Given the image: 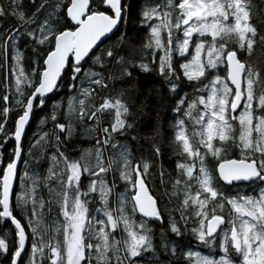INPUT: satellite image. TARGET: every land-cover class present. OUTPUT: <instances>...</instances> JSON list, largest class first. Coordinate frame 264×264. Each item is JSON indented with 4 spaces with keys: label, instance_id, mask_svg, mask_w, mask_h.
<instances>
[{
    "label": "snow or ice",
    "instance_id": "snow-or-ice-1",
    "mask_svg": "<svg viewBox=\"0 0 264 264\" xmlns=\"http://www.w3.org/2000/svg\"><path fill=\"white\" fill-rule=\"evenodd\" d=\"M167 7L170 11L161 13L159 5L144 0L133 16L126 0H13L9 11L0 5V17H14L11 26H0V229L6 234L0 237V264H45V259L48 264H176L183 229L193 220L196 239L209 246L222 239L223 252L219 259L196 252L195 264H235L230 250L240 264H264V90L256 97L253 87L257 79L264 86V69H254L246 59L254 46L264 51V24L258 32L250 23L245 0H168ZM173 29L183 37L175 49ZM233 34L237 46L229 47ZM174 51L189 56L187 62L174 65ZM221 65L223 76L213 71ZM206 72L212 74L201 83ZM182 80L196 93L191 100L182 95L184 88L177 83ZM149 104L153 158L168 147L165 127L155 122L163 115L156 110L164 109V125L173 122L171 147L177 155L198 160L195 177V164H177L171 192L152 187L155 159L133 157L121 143L136 140L129 135L134 108ZM113 111L114 119L105 123ZM37 118L40 124L51 120L52 129L27 145ZM186 120L199 130L190 133ZM78 128L94 141L95 164L91 151L80 158L71 154L80 139ZM49 132L52 166L42 175L29 166L37 162L33 148L40 145L39 155L47 148L49 141H41ZM234 148L238 158H222ZM105 149L114 153L107 164ZM209 156L222 161L214 170L205 164ZM164 176L161 169V183ZM118 182L124 192L110 203ZM239 182L257 184L260 190L255 196L225 194L223 185L239 188ZM42 188L48 189L49 199ZM181 190L183 198L174 209L178 217L166 215L164 198L171 200ZM93 200L98 216L89 214ZM225 203L230 205L227 217L217 211ZM53 207L56 228L50 234L45 216ZM152 225L161 229L158 244Z\"/></svg>",
    "mask_w": 264,
    "mask_h": 264
},
{
    "label": "trees",
    "instance_id": "trees-1",
    "mask_svg": "<svg viewBox=\"0 0 264 264\" xmlns=\"http://www.w3.org/2000/svg\"><path fill=\"white\" fill-rule=\"evenodd\" d=\"M127 5H130V11L132 12V15L135 16V14L141 10V7L144 5V0H126ZM13 3V0H0V5L4 6L6 11H9V5ZM24 4L28 3V0H23ZM150 3L155 6L159 5V10L161 13L170 11V9L167 7L168 0H150ZM245 3L249 4V8L251 10L250 15V23L257 26L258 32L260 31V25L264 24V0H245ZM175 16V13H173V18ZM14 20V17L11 15H7L4 17H0V26L8 27L11 26V22ZM234 21L231 19L229 20V24H232ZM132 27H136L135 21L133 20ZM147 33L142 35V39L147 38ZM167 36V30L162 31V38L166 40ZM197 38V37H196ZM183 37L180 32H177L175 29H173V47L175 49V46L177 44L178 40H182ZM236 37L235 34H233L231 37L228 38V46L229 47H236ZM207 49V46H206ZM192 49L189 51V54L191 53ZM177 52L174 51L173 56H175ZM159 55V53H158ZM241 55H245L241 53ZM189 59V56L181 57L175 56L173 58V63L175 65L176 61L179 60L181 63L187 62ZM250 62H252V66L256 70L264 69V51H261L259 49V46H254L252 56L247 57ZM182 72V69L180 70ZM155 80L159 81L162 79L161 76H159L156 73H152ZM210 75V72H206V76L201 79V83H203L204 80H206ZM262 75H264V72H262ZM122 82L117 81V86L119 87ZM178 84L183 86L184 93L182 95H187L188 99L191 100L196 95L194 89L187 84L186 82L178 81ZM254 96L258 97L262 90H264V86L261 85L260 81L257 79L254 82ZM179 90V89H177ZM0 94H2V89H0ZM115 95V93H113ZM101 102L100 97H96V103L99 104ZM12 101L11 98L9 100V105H11ZM255 108V104H254ZM135 111V124L133 128L130 130L129 135L135 136L136 140H128V141H121V143H126L128 150L132 153L133 157H140L147 159L150 163L153 159H155V163L152 164V168L150 171L153 173V180L154 184L152 185L153 189L158 188L160 191H164L167 189V191H172V182L170 180V177H176L179 169L177 168V164L179 163H186V164H195L196 165V171H194L193 176L195 177L198 169L199 164L198 160L196 158L188 159L184 155H177L176 152L171 147V139L174 133L173 128V122L171 120L168 121L167 125H164V117L167 115L166 110L164 109H157L156 111L163 112V115L157 116L155 118V122L159 123L160 125H163L165 127V131L163 133V138H166L167 141V150L164 152L163 155L160 157L153 158L152 152H151V145L153 143L152 137L155 135V131L152 127L154 120H153V111H152V105L149 104L148 107L144 108L143 110H140L138 107L134 108ZM15 115L14 112L9 113V120H8V127L12 125V119L11 117ZM49 113L45 112L43 113V116H48ZM42 118V117H40ZM37 118L36 123L31 124L30 129L27 134V145H31L33 142L34 137L38 138L39 134H42L45 131H49L52 129V122L51 120L46 121L44 124H40L39 119ZM114 119V111L110 114L106 115L105 123H107L108 120ZM131 119V118H130ZM186 124L188 126L189 132L198 131L197 127L192 126L191 120H186ZM238 124V123H236ZM88 127H91V124L89 123ZM77 134L80 136V139L76 143V147L74 150H71V154L75 158H80L81 156L85 155V153L91 151L93 154L95 153V149L93 147L94 141L91 139V136L84 133L83 128L77 129ZM255 135V134H254ZM2 139V137H0ZM51 133L49 132V136L45 137V140L41 141V144H44L45 141H49L47 148L43 151L42 155H39V149L40 145H37L35 148H33V155L36 156L37 162H35L33 165H30L29 168L35 166L38 168L39 172L43 175L46 174L49 167L52 166L51 159V153L54 151V148L51 143ZM158 140H160L161 143H164L165 140L158 137ZM194 140L198 139V137H194ZM11 143V142H9ZM218 143V142H217ZM26 145V147H27ZM8 152L11 153V147L8 146L7 148ZM223 159H236L239 156L238 149H232L230 152L227 153V156L224 153H221ZM114 156V153L108 149H105L104 151V162L107 164L109 157ZM221 161H218L216 159L211 158L210 156L205 160L206 166L210 170H214V166H217ZM93 164H95V161H92ZM115 166V165H114ZM62 167V165L60 166ZM161 169L164 170L165 176L164 181L165 183H161V180L159 178V172ZM22 170V169H21ZM192 184V187L190 188V193L192 195L195 194L197 188L195 186V179L190 182ZM222 183V182H221ZM223 184V183H222ZM223 190L226 195H233L236 192H239L240 194L244 195H253L255 196L259 190L260 186L257 184H249V185H240L239 188H233L228 187L226 185H223ZM41 191L44 194L45 199H49V193L47 188H42ZM124 192V186L122 183L118 182L117 187L112 192V199L110 201H115L117 193ZM183 190H181L177 195L173 196L171 200H168V197L164 198V202H162V205L165 207V214L166 215H173L177 216L179 215L178 212L174 211L176 206L179 204V202L183 198ZM203 199V196L201 197ZM98 199V198H97ZM219 200V197H218ZM97 200H93V203L89 205V214L90 215H97L94 212L95 207H97ZM114 206V204H113ZM209 208H211V204H209ZM230 210V205L227 203L224 204L223 210L217 209L218 212L223 214L225 217H227ZM191 211V209H189ZM45 212L47 213V205L45 207ZM55 207H53V210L51 213L46 214L45 216V227L48 228V231L50 234L55 233L56 225L53 223V220L55 218ZM137 221H139V217H136ZM153 230L155 232V236L153 238V243L158 244L160 241V233L161 229L157 228L156 225H152ZM198 227V224L195 222V220L188 223L187 228L183 229L184 235L182 237L183 240V247L178 248V254L176 257H174V260L176 261V264H195V253L199 252L201 255L204 256H211L216 259H219L222 255V239H217L215 243L211 246L201 244L196 237L193 235L192 229ZM223 227V226H222ZM5 232L3 229H0V237L5 236ZM167 236L171 237V233H167ZM220 233H217V236H219ZM7 238L11 239V233H7ZM118 239L121 238L120 235L117 236ZM95 243V241H93ZM47 251V250H45ZM188 252L192 253V256L189 257L187 254ZM230 255H232L235 264H240V257L238 254H235L230 250ZM45 264H48L47 259H45ZM95 264V261L93 262Z\"/></svg>",
    "mask_w": 264,
    "mask_h": 264
},
{
    "label": "rangeland",
    "instance_id": "rangeland-1",
    "mask_svg": "<svg viewBox=\"0 0 264 264\" xmlns=\"http://www.w3.org/2000/svg\"><path fill=\"white\" fill-rule=\"evenodd\" d=\"M205 41H208V40H210V37H204L203 38ZM192 40L195 42L196 40H197V38H196V36H193V38H192ZM207 46V45H206ZM192 48L190 47V49H189V51L191 50ZM193 52V49H192V51H191V53ZM190 53V54H191ZM175 56H178V53L177 54H175ZM175 56H173V58H175ZM224 68H225V66L224 65H221L219 68H217V69H215V70H213L214 72H216V73H219L220 75H224ZM212 73H210V75H211ZM209 75V76H210ZM195 111V110H194ZM197 130H199L198 129V126H197ZM222 156V155H221ZM227 156V155H226ZM89 159L91 160V163H92V161H95V156H94V154L91 156V157H89ZM50 161H52L51 159H50ZM57 191H59V189L57 188Z\"/></svg>",
    "mask_w": 264,
    "mask_h": 264
},
{
    "label": "water",
    "instance_id": "water-1",
    "mask_svg": "<svg viewBox=\"0 0 264 264\" xmlns=\"http://www.w3.org/2000/svg\"><path fill=\"white\" fill-rule=\"evenodd\" d=\"M243 84H242V88H243ZM234 87V86H233ZM242 105H243V102L241 103V106L237 109V113H238V111L240 110V108L242 107ZM236 113V114H237ZM239 183H242V184H247V183H250V182H239Z\"/></svg>",
    "mask_w": 264,
    "mask_h": 264
},
{
    "label": "bare ground",
    "instance_id": "bare-ground-1",
    "mask_svg": "<svg viewBox=\"0 0 264 264\" xmlns=\"http://www.w3.org/2000/svg\"><path fill=\"white\" fill-rule=\"evenodd\" d=\"M222 162V161H221Z\"/></svg>",
    "mask_w": 264,
    "mask_h": 264
}]
</instances>
